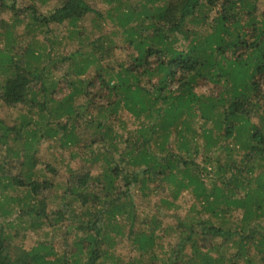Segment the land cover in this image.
Listing matches in <instances>:
<instances>
[{"label":"trees","instance_id":"obj_1","mask_svg":"<svg viewBox=\"0 0 264 264\" xmlns=\"http://www.w3.org/2000/svg\"><path fill=\"white\" fill-rule=\"evenodd\" d=\"M6 1L1 8L12 7ZM105 1L107 11L88 0H57L48 13L31 4L27 19L0 22V99L27 107L12 124L0 118V215L14 214L32 230L51 219L41 194L52 183L35 169L41 137L60 135L63 148L80 150L100 168L65 188L62 208L71 197L88 216L72 227V246L17 244L21 227L12 217L0 225V264H264L259 0ZM82 21L98 31L90 52H64L67 37L83 36ZM18 23L22 33L12 30ZM105 23L115 28L104 33ZM52 24L66 34L57 36ZM35 27L43 38L19 54V38ZM121 47L125 53L116 54ZM58 64L65 67L54 77ZM204 82L211 89L200 93ZM10 155L21 157L16 173ZM167 187L172 200L152 197ZM187 190L194 201L184 212L175 200ZM162 216L176 222L164 225Z\"/></svg>","mask_w":264,"mask_h":264},{"label":"rangeland","instance_id":"obj_2","mask_svg":"<svg viewBox=\"0 0 264 264\" xmlns=\"http://www.w3.org/2000/svg\"><path fill=\"white\" fill-rule=\"evenodd\" d=\"M129 4H136L138 5V2H146L145 0H128ZM88 3L96 8L97 10L101 11H107L109 8L108 2L105 0H88ZM259 7L264 9V0H259ZM6 4L12 7H0V22L4 21V25L10 24L12 21V18L14 15L19 14L21 18L24 19V16H26L28 13V9L30 8L31 4H34L38 10L37 12L42 13H48L49 10H51L56 4L57 0H49L47 2L39 1V0H7ZM28 16L25 17L27 19ZM14 20V19H13ZM85 24V25H84ZM108 24V23H105ZM104 24V25H105ZM22 24L18 23L14 28H12L13 31L16 32H23ZM52 26H55V24H52ZM81 26L83 27L84 33L81 37H76L72 35L71 37H67L68 40H66V44L69 47L62 46V50L64 52H69L71 50L75 49H82L85 54L90 52L91 44L88 42L89 40H92L94 37L98 35V31L93 26L88 25V21H82ZM65 26H55L54 32L57 34V36L65 35L66 30L64 28ZM99 28V27H96ZM115 27L111 23V25H105L104 28L101 30L104 33H109L112 31ZM5 28L0 27V32H2ZM36 31L32 36L29 34H24L23 38H19L20 42H22V45L16 44V51L21 54L23 47H26L31 41L39 39L41 40L43 38V35L41 33V29H38L35 27ZM44 28L42 29V31ZM100 30V29H99ZM197 30H207V26L200 25L197 27ZM16 32L15 33L16 35ZM21 36V35H19ZM34 36V37H33ZM68 36V35H66ZM36 38V39H35ZM119 38H116L118 40ZM4 39L0 38V48L4 46ZM123 52L125 53L123 47H121L120 50L116 51V54L122 55ZM20 61L22 59H19ZM65 67L64 64H58L54 72V77H58V75L63 71V68ZM92 73V66L91 70L88 73ZM3 78L0 75V79ZM60 85H62V82H60ZM211 84L205 83L201 85L200 88H198V91L200 93H204L211 89ZM66 91H62L59 96H62ZM27 111V107L23 105L22 102H14L10 103L9 105H6L2 102L0 99V118L5 120L7 123L12 124L14 121H16V118L20 116L21 114L25 113ZM64 120V119H62ZM254 121V116L252 118ZM70 123V122H69ZM202 122L197 119V125H200ZM55 124V122H54ZM131 127V125L129 126ZM81 130L82 127L79 126L77 130ZM85 133L87 134L88 131L85 130ZM87 136H90V134H87ZM60 135H57L54 138H40L39 142L36 143L35 146V157L39 160L38 165H36L35 169H38L41 176H45V178L49 179L52 183L51 187L49 189H46L44 191V195L42 196L47 198V212L49 214V220L47 222L38 223L36 226H38L35 230H32L31 225L29 223H26V221L15 219L14 214H12L10 217H7L5 220L0 215V225L9 223V220L13 217L14 218V226L19 228V233L14 237V242L20 245H26L27 247L32 246L36 241H44L48 242L55 248L56 251L61 250L64 246L69 247L72 246V242L75 240V231L72 227L77 226L81 222H85L87 219V215L85 214V208L82 204V202L79 200L78 202H75L71 197L67 198V207L66 209L63 207V200H64V194H65V188L67 186L74 185L76 182V177L79 175L82 176V174L89 173L91 175H95L100 171V168L96 165H92V161H88L85 156L81 153H75L79 152L80 150L71 148V149H65L63 146L60 145ZM19 148V147H18ZM17 148V149H18ZM3 153L0 152V158L3 157ZM21 158V157H20ZM17 155L13 156H7L6 160H11L12 168L11 171H14L15 173L18 172L20 169H22L19 165V159ZM199 159V157H198ZM200 160V159H199ZM45 165H52L55 169L46 170ZM50 169V168H49ZM44 179V178H42ZM193 194L189 190L183 191L177 200L178 204L183 206L184 212L188 210L189 206L193 203ZM154 199L159 198H166L168 197V200L171 199L170 195V189L167 187L166 189L160 191L155 196H152ZM61 209L65 210L64 216L59 219H52L55 215L53 214L55 210ZM236 216H239V212L236 213ZM28 222V221H27ZM162 222H164V225L166 224H173L176 221L169 216H162ZM173 222V223H172ZM48 223H51L53 227H51ZM15 230L12 229L11 234L14 233ZM18 232V231H17ZM170 236H167L164 241L162 242V246L165 249H168L171 245L170 242L174 241V234L176 235L175 231L169 232ZM175 242V241H174ZM124 242H120V245L115 247V254L120 252V250L123 248ZM65 247V248H66Z\"/></svg>","mask_w":264,"mask_h":264}]
</instances>
